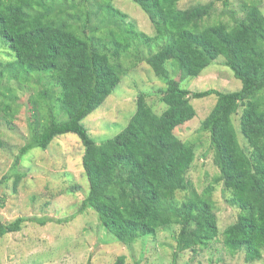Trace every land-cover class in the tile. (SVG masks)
I'll use <instances>...</instances> for the list:
<instances>
[{"label":"trees","instance_id":"1","mask_svg":"<svg viewBox=\"0 0 264 264\" xmlns=\"http://www.w3.org/2000/svg\"><path fill=\"white\" fill-rule=\"evenodd\" d=\"M130 1L146 14L153 35L139 31L111 0H0V38L10 49L9 58L0 61V78L5 74L18 84L45 79L53 86L30 98L39 133H31L19 148L4 179L15 175L16 186L23 155L34 147L46 149L58 135L73 133L83 146L81 166L88 183L78 212L94 210L114 239L128 244L176 225L170 264H176L181 251L207 247L217 237L230 253L243 252L245 262L260 260L264 252V14L259 1L243 5L244 14L232 24L220 19L205 22L212 15V1L186 8L178 7L179 0ZM141 46L148 49L146 53H140ZM126 57L144 61L165 81L157 91L162 109L156 112L140 92L123 129L97 143L82 120L133 67V63L125 65ZM219 57L241 82L239 89L191 91L170 75L173 69L197 77ZM211 94L216 100L199 129L208 134L218 169L212 183L221 182L225 201L238 209L222 230L211 199L213 184L198 193L186 177L196 145L175 133L195 116L189 99ZM16 95V88L0 81L5 117L13 113ZM235 114L245 147L237 138ZM178 192L187 195L177 200ZM26 221L46 222L23 216L0 222V238L19 231ZM114 264H124V256L119 255Z\"/></svg>","mask_w":264,"mask_h":264},{"label":"rangeland","instance_id":"2","mask_svg":"<svg viewBox=\"0 0 264 264\" xmlns=\"http://www.w3.org/2000/svg\"><path fill=\"white\" fill-rule=\"evenodd\" d=\"M208 1L213 3V12L205 22L220 19L232 24L244 14L243 5L254 0H179L177 5L186 8ZM258 1L259 9L264 14V0ZM111 2L127 16V21H133L139 31L154 34L148 17L135 3L130 0ZM139 49L141 54L148 50L143 46ZM9 53L8 45L0 38V61L7 60ZM123 62L127 66L133 63V67L121 77L103 103L82 120L97 143L123 129L134 111L140 92L146 94L147 102L156 112L162 109L157 91L165 87V81L157 78L150 67L136 57H126ZM170 75L191 91L208 88L233 91L241 87V82L223 65L222 57L203 68L197 77H188L182 70L173 69ZM0 81L12 85L17 92L10 117H5L0 106V222L7 223L18 216L46 221L44 224L26 221L19 231L3 235L0 238V264H114L119 255L124 256V264H170L175 250L176 225L159 229L153 236L123 244L103 229L94 210L85 208L78 212L88 183L81 166L83 146L75 134L58 135L46 149L34 147L23 155L18 166L21 177L16 186L13 184L15 175L10 174L4 179L19 148L31 133H39L30 98L40 90L52 89L53 86L45 79L38 83L35 78L18 84L15 80H8L5 74ZM215 100L214 94L190 98L195 116L175 129L181 140L196 145L194 160L186 177L198 193L212 183L213 177L218 174L212 162L213 152L208 134L199 129L200 121L208 114ZM232 121L238 141L245 147L246 142L238 128V114L233 115ZM222 187L221 182L213 184L211 193L220 230L231 223L238 213L237 208L225 201L227 193L223 192ZM176 195L177 200H182L187 192ZM176 264H264V252L260 260L245 262L243 252L230 253L223 246L221 237H217L207 247L181 251Z\"/></svg>","mask_w":264,"mask_h":264}]
</instances>
